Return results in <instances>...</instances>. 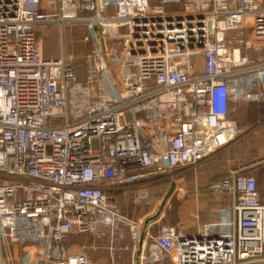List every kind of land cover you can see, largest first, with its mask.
<instances>
[{"label":"built area","instance_id":"1","mask_svg":"<svg viewBox=\"0 0 264 264\" xmlns=\"http://www.w3.org/2000/svg\"><path fill=\"white\" fill-rule=\"evenodd\" d=\"M47 24L87 28L85 82L64 55H43ZM260 100L264 0H0V264H92L68 242L93 234L111 264H264L249 168L208 185L223 204L194 233L153 235L154 220L111 202L228 148L246 131L233 106Z\"/></svg>","mask_w":264,"mask_h":264},{"label":"rangeland","instance_id":"2","mask_svg":"<svg viewBox=\"0 0 264 264\" xmlns=\"http://www.w3.org/2000/svg\"><path fill=\"white\" fill-rule=\"evenodd\" d=\"M182 8L180 4L169 6L167 10ZM37 43L46 57L64 55L75 65L82 82H85L90 66L96 62L91 35L81 24H65L62 28L57 24L39 26ZM241 106H233V117L246 130L243 137L196 168L182 170L171 176L151 177L147 179L149 182L146 185L112 191L111 202L116 210L133 220H154L153 235L159 234L164 227L194 233L203 224L217 219L223 200L207 192L208 196L200 200L197 210L195 204L198 205V202L195 200L194 204L192 201L191 189L207 190L210 183L228 175L232 169L246 166L252 168L250 173L257 177L254 169H259L258 184L264 190V167L260 165V161L264 160V130L259 133L261 127H264V102L250 101ZM172 184H175V190L163 210H160ZM68 244L70 248L76 247L86 253L92 264H111L105 242L97 235L71 238ZM129 261L121 256L117 263L127 264Z\"/></svg>","mask_w":264,"mask_h":264},{"label":"crops","instance_id":"3","mask_svg":"<svg viewBox=\"0 0 264 264\" xmlns=\"http://www.w3.org/2000/svg\"><path fill=\"white\" fill-rule=\"evenodd\" d=\"M241 106V105H240ZM242 107V106H241ZM258 127V126H257ZM260 128V127H259ZM262 130H264V127L262 128L261 127V129L259 130V133L260 132H262ZM243 137V136H242ZM260 137H263V136H260ZM235 142H233L231 145H233ZM230 145V146H231ZM229 146V147H230ZM260 165L262 166L263 165V167H264V160H261L260 161ZM239 167H243V168H249L248 170L250 171L252 168H250V167H246V166H239ZM254 172L256 173V174H258V177H257V175H256V177H257V179L259 180V169L257 168V167H255V169H254ZM260 191H261V194L263 193L264 194V190H262L261 189V187H260ZM194 192V191H193ZM203 192H205V195L204 196H201V197H198L197 199H195V198H191L192 199V201L194 202V204L196 203V202H198V205L197 204H195V207H196V209L198 210L199 209V202H200V200L201 199H206V197L208 196V194H207V191H203ZM262 194V198H263V202H264V195ZM195 200H197L196 202H195ZM203 203H204V201H203ZM203 207V206H202ZM193 216H196V217H198L196 214H193Z\"/></svg>","mask_w":264,"mask_h":264},{"label":"water","instance_id":"4","mask_svg":"<svg viewBox=\"0 0 264 264\" xmlns=\"http://www.w3.org/2000/svg\"><path fill=\"white\" fill-rule=\"evenodd\" d=\"M174 190H175V184H172V186H171V189H170L169 193L167 194V196H166L165 200L163 201V203H162V205H161V207H160V210H163V208H164V207H165V205H166V202H167V201H168V199H169V198L172 196V194H173Z\"/></svg>","mask_w":264,"mask_h":264},{"label":"trees","instance_id":"5","mask_svg":"<svg viewBox=\"0 0 264 264\" xmlns=\"http://www.w3.org/2000/svg\"><path fill=\"white\" fill-rule=\"evenodd\" d=\"M191 191L193 192L194 190H193V189H191Z\"/></svg>","mask_w":264,"mask_h":264}]
</instances>
